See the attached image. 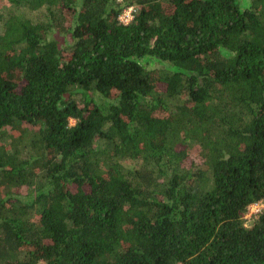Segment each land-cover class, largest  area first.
Segmentation results:
<instances>
[{
  "label": "trees",
  "instance_id": "obj_1",
  "mask_svg": "<svg viewBox=\"0 0 264 264\" xmlns=\"http://www.w3.org/2000/svg\"><path fill=\"white\" fill-rule=\"evenodd\" d=\"M5 1L0 264H264V0Z\"/></svg>",
  "mask_w": 264,
  "mask_h": 264
},
{
  "label": "built area",
  "instance_id": "obj_2",
  "mask_svg": "<svg viewBox=\"0 0 264 264\" xmlns=\"http://www.w3.org/2000/svg\"><path fill=\"white\" fill-rule=\"evenodd\" d=\"M137 11H138L137 7L128 6L124 8L122 12L118 15L117 21L119 22L120 25L127 26L133 21ZM263 211H264V202H256L250 204L247 207L246 212L243 216V219L246 222L245 225H250L251 223H253L254 220H257Z\"/></svg>",
  "mask_w": 264,
  "mask_h": 264
},
{
  "label": "rangeland",
  "instance_id": "obj_3",
  "mask_svg": "<svg viewBox=\"0 0 264 264\" xmlns=\"http://www.w3.org/2000/svg\"><path fill=\"white\" fill-rule=\"evenodd\" d=\"M246 1H247V0H239L240 5L243 6V4H244ZM0 7H1V8H7V7L9 8V5L6 3L5 0H0ZM18 12H20V11H18ZM20 13H21L22 15L27 16V17H30V18H31V17H32V18H38V17L41 18V16H43V14H45L44 11H43V13H39V12H27V11H24V10H22ZM54 38H55L56 40L59 41L61 47H63L65 44H67V38H66L65 36H63L62 34H55V35H54ZM143 64H144L146 70H160V69H162V65H160L159 63L154 62V61L144 62ZM78 98H79V97H77V99H78ZM97 101H98V103H100V104H101V103H102V104L105 103V100H103V99H99V98H97ZM70 124L73 125L74 122L71 121ZM29 132H30V130H29ZM11 136H12V137H16V136H17V133L9 132V131H8V132H4V133L2 134L3 141L9 142Z\"/></svg>",
  "mask_w": 264,
  "mask_h": 264
}]
</instances>
